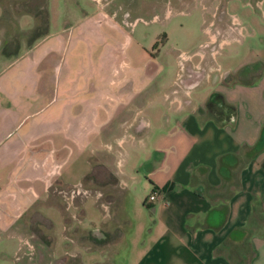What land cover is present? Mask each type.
<instances>
[{
	"label": "crops",
	"instance_id": "0c3cea01",
	"mask_svg": "<svg viewBox=\"0 0 264 264\" xmlns=\"http://www.w3.org/2000/svg\"><path fill=\"white\" fill-rule=\"evenodd\" d=\"M25 2L21 28L55 30L79 11L105 17L108 0ZM194 54L199 58L191 63L205 59ZM207 68H188L181 98L173 96L172 121L156 119L158 135L149 131L154 144L137 167L147 195L154 191L156 198L141 197L149 220L126 227L125 219H114L118 194L91 196L103 210L92 229L81 224L87 196L77 197L76 181L65 205L47 202L58 180L44 141L39 132L9 137L15 125L1 118L0 132L9 138H0V264H264V43L227 73ZM100 164L101 189L125 186L136 168L115 173L109 161ZM69 207L78 210L65 215Z\"/></svg>",
	"mask_w": 264,
	"mask_h": 264
},
{
	"label": "rangeland",
	"instance_id": "374dc122",
	"mask_svg": "<svg viewBox=\"0 0 264 264\" xmlns=\"http://www.w3.org/2000/svg\"><path fill=\"white\" fill-rule=\"evenodd\" d=\"M105 4V17L79 11L76 21L42 30L21 28L25 0H0V108L5 111L0 119L15 125L9 137L39 132L58 180L48 189L47 202L65 205L76 181L77 197L87 196L85 229L99 225L103 210L91 196L100 190V199L107 192L121 195L114 219H125V227L127 221L149 220L148 207L139 202L147 195V180L137 165L154 144L148 133L155 120L172 121L173 96L179 92L181 98L186 71L202 73L210 64L214 74L227 73L264 43V0ZM195 52L205 55L203 62L191 63L199 58ZM9 137L0 132L1 141ZM101 160L115 173L136 168L125 175V186L109 182L101 189ZM77 210L69 207L64 214Z\"/></svg>",
	"mask_w": 264,
	"mask_h": 264
},
{
	"label": "built area",
	"instance_id": "2783aa9c",
	"mask_svg": "<svg viewBox=\"0 0 264 264\" xmlns=\"http://www.w3.org/2000/svg\"><path fill=\"white\" fill-rule=\"evenodd\" d=\"M155 198H156V193H155L154 191L150 192V193L147 195V200H148V201H153Z\"/></svg>",
	"mask_w": 264,
	"mask_h": 264
}]
</instances>
